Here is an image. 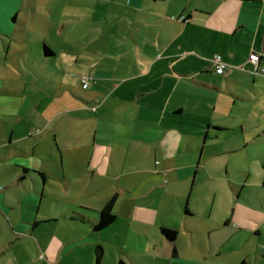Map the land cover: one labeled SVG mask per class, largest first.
<instances>
[{
    "label": "crops",
    "instance_id": "1",
    "mask_svg": "<svg viewBox=\"0 0 264 264\" xmlns=\"http://www.w3.org/2000/svg\"><path fill=\"white\" fill-rule=\"evenodd\" d=\"M110 2H90L91 19L105 15L101 9H109ZM27 5L24 0H0L3 60L8 64L7 55L19 53L16 64L8 66L15 69L24 62L37 75L29 80V89L23 81L22 92L3 90L0 82V114L27 123L28 130L17 139L12 130L9 141L0 142V221L12 233L0 242V264H106L107 256L110 264H206L182 255L186 235L224 246L235 237L237 242L242 231V238H252L264 257V210L250 217L235 208L257 190L264 202V161L246 150L257 141L264 146V0H126L129 9L120 37L128 45L121 48V59L109 56L108 38L100 54L85 50L89 58L81 57L79 49H64L72 55L66 61L57 60L53 39L64 35V20L40 11L42 17L24 13ZM37 28L42 34L35 33ZM252 53L260 55L256 63L248 59ZM212 56L227 64L222 74L214 71ZM79 62L88 66L82 77L65 67ZM52 63L59 79L44 68ZM260 69V74L252 73ZM82 78L88 81L86 87ZM212 91L224 98L218 101L209 95ZM65 92L74 105L59 112L73 117L74 127L62 123L49 130L57 115H44L41 102L51 97L48 94ZM33 94L37 102L21 110V103ZM250 102L253 108L246 110ZM85 111L95 125L79 128L76 119L80 113L87 118ZM37 130V135L52 133L58 140L31 142L26 135ZM18 141H25L23 147L14 146ZM213 157H225L236 171L232 177L220 176L227 180L226 187L204 182L219 179L206 165ZM53 165L55 171L49 169ZM29 174L63 186L62 194L53 196L56 206L41 209L45 191L38 200L22 186ZM85 174L89 178L82 190L71 191L67 180ZM95 176L107 183L97 184ZM207 187L213 199L219 190L233 195V211L214 210L212 203L202 208ZM87 195L97 199L98 206L80 201ZM113 196L114 220L95 230L100 210ZM165 216L180 220L167 224ZM162 227L175 230V240L165 237ZM106 233L111 236L103 238ZM21 242L32 246L36 256L17 253Z\"/></svg>",
    "mask_w": 264,
    "mask_h": 264
},
{
    "label": "rangeland",
    "instance_id": "2",
    "mask_svg": "<svg viewBox=\"0 0 264 264\" xmlns=\"http://www.w3.org/2000/svg\"><path fill=\"white\" fill-rule=\"evenodd\" d=\"M27 2L29 5L25 7L23 12L32 14L36 13L38 16H41V14H45L46 17L53 15V17L58 16L62 20H64V35L62 36H54L53 39L55 41V50L58 53L57 60H64L69 59L71 54H67L64 49L73 48V50H78L80 51V56L83 58H89L87 56V53H85V50H93L96 53L100 54V49H103L104 46L107 45L108 38H111V43L109 45V51L110 54L109 56L114 57L116 59H121L120 53H122L121 48L123 46L128 45V41L126 39H122L120 36L125 32L122 29V24L124 20V15H126V11H128L129 6L126 5V0H112L110 2L111 4L109 5V9H101V11L105 10V12L101 11L100 13L103 16H95L94 19L92 20L91 17L93 15L92 12V6L90 5V2H93L95 0H24ZM89 3V4H87ZM30 4L34 5V10L30 6ZM100 9V8H98ZM40 11V13H39ZM99 11V10H98ZM42 17V16H41ZM100 19H106L107 22L106 24L101 23L99 20ZM13 24V21H10ZM40 22L37 21L35 24H39ZM53 25V24H52ZM35 33L37 35L42 34L40 33V30L37 28L35 30ZM43 36V35H42ZM41 37V36H40ZM37 38H33V41L36 40ZM91 39L93 40L91 42ZM60 42V43H59ZM6 51L5 47L2 44V41H0V75L1 79L0 82L3 85V90L9 89V91L13 92L14 89L16 91L22 92L23 89V81L25 80L27 82L26 88L29 89L33 84L29 82V80H32L33 77H37L36 72L34 69H29L27 64L24 62L21 63V67H17L13 69L8 66V64H16L15 60H17L19 56V53H14L13 51L10 52L7 55V59H9V63L7 64L6 61L3 59L5 58ZM214 56H216L214 54ZM212 56V57H214ZM211 57V58H212ZM211 60V59H210ZM11 62V63H10ZM22 62V61H21ZM46 67V71L51 74L55 75L56 79L60 78L61 74L59 70L52 64H49L48 67L47 65L44 66ZM64 67V65H63ZM66 68H69L70 71H73L75 73L80 74V77L86 75V71L88 70V66L86 63L79 62L78 64H68L65 66ZM44 70V71H45ZM262 69H260L258 72L252 71L253 74H260ZM59 74V75H58ZM34 75V76H33ZM32 82V81H31ZM75 91L81 92L80 89L75 87ZM52 93V92H51ZM57 93V92H56ZM41 93L38 94V97L40 96ZM211 96H215L218 99V101H221L224 96L222 94H216L214 91L209 93ZM47 96L49 97L48 100L41 102V107L44 115L47 117H52L54 118L56 115V120L55 118L53 119V122L50 124L49 130L53 129L54 127H60L62 123L64 125H68L71 127V129L74 127V118L73 117H65V114L61 115L59 111L63 109H68L67 107L73 106L74 104L71 102L73 101L71 98L68 97V95L63 93L61 96H55L48 94ZM46 96V97H47ZM210 99V98H209ZM37 99L36 96L33 94L32 97L28 96L27 100L23 101L21 103L22 107L21 110H24L26 107L29 108L31 107L32 103H36ZM259 102V101H258ZM1 104V103H0ZM44 104H48L46 107H44ZM209 104V102H208ZM257 104V102H255ZM189 106H193L192 104H187ZM211 105V104H209ZM246 110L253 108V103H246ZM259 103L256 105V110L258 111L260 109V106H258ZM211 107V106H210ZM26 108V109H27ZM46 108V109H44ZM187 109V111H189ZM194 112L191 111V113ZM86 117L90 116V113L86 112ZM84 114V113H83ZM83 114H79L78 119H76L77 123L79 124V128L82 127V124L84 123L85 125L91 126L93 121L91 118H84ZM75 114H73L74 116ZM85 115V114H84ZM51 119V118H50ZM70 119V120H69ZM32 121L35 122L33 117H27V121ZM95 124H92L94 126ZM25 126H27V123L23 124L21 122L16 121V119L12 116H7L6 114H0V142H8V136L11 133L12 130H15V134L13 135L16 139L19 137V135L23 134L24 132H28V130L25 131ZM97 127L101 128L102 125L99 123ZM24 130V132L22 131ZM38 132L35 131L31 135H26L27 137L30 136L28 139L38 140L41 144L45 143H53L54 141L58 140V138H55V135L52 133H43L42 135H37L36 133ZM230 135V134H227ZM25 136V137H26ZM26 137V138H27ZM56 139V140H55ZM28 141V140H27ZM30 141V140H29ZM25 142V141H24ZM24 142H16L14 146H21L23 147ZM200 143L198 147H200L202 143V139L199 138L197 143ZM215 149V148H213ZM205 150H208V147H205ZM250 152V155H256L257 157H260L262 161H264V146L263 142L257 141L254 144L248 145V148L246 149ZM199 151V149H198ZM197 157V155H196ZM206 165L210 168V173L211 175H216L219 177V179H214V180H205L204 182L207 184H212L211 182L218 184H222L224 187L227 186L226 182L227 180L221 179V177H232L233 175L235 176L236 171L231 169L230 167L227 166L225 157H213L212 160L206 163ZM228 168V171H227ZM230 168V169H229ZM49 169L51 171H55V165L49 166ZM221 176V177H220ZM22 177V176H21ZM51 177V176H50ZM89 177L87 174L83 175L82 178H76L75 176L72 175L70 179L67 180V183L69 184V189L73 192H79L82 190V185L85 180H87ZM96 183H102L105 184L107 183V180L104 179H99L98 176H95ZM22 186H27L29 187V190L33 192V194H36L38 197V200L41 199V193L44 190L45 192L43 193L42 196V202H41V209H44L45 207L49 206L51 203L56 206V199L53 197L55 195H61L62 193V188L63 186L58 184L55 180L51 179L50 182L47 184L44 183L42 178L40 176H36L33 174H29L26 178H23L22 180ZM198 184L195 185V190L197 189ZM1 188V187H0ZM209 188L207 187V190ZM208 196H207V202L206 205L201 203V207L205 208L208 207L211 203L213 204L214 210L216 209H224L225 212L231 213L234 209V203H233V195L225 196L221 191L219 190V194H217L216 198L213 199L212 193L208 190ZM46 194L48 196L46 197ZM194 194V193H193ZM40 196V197H39ZM53 197V198H52ZM80 201L86 202L87 205H95L98 206V203L96 202L97 199L91 198L90 196H82L79 198ZM187 199V198H186ZM184 201V206H185ZM170 202L165 199L164 204L170 205ZM198 205L200 204L199 202L197 203ZM264 202L262 200V195L260 191L257 193L256 191L249 194L247 198H245L244 203L238 204L235 208L236 210H245L244 212L245 216H250L252 214H256L258 212L261 213L264 210L263 206ZM191 205H194L193 200L191 201ZM3 207L7 210L9 209L8 206ZM43 212V210H42ZM261 215V214H259ZM215 216V214H213ZM212 216V217H213ZM170 217V216H169ZM180 220V219H179ZM177 218L172 219L171 217L166 220L165 216V221L166 223L170 222H178L179 221ZM214 220V218H212ZM192 223H196L200 221V219H193L190 220ZM246 232L242 231L240 234V238L237 240V237L233 238V240H230L229 243H225L224 246H220L218 243L213 246L209 245L208 238L206 240V244H203V240L194 238L190 240V236L186 235L182 241V255L186 258L190 259H197V260H202L206 264H239V261L241 259H244L247 264H264V257H261L258 253L257 250V245L254 244L252 238L250 239H245L242 238L243 234ZM12 236V233L9 231L8 226L3 222L0 221V242L6 240V238ZM111 234L106 233L103 238L109 237ZM202 237V235H199ZM213 237V236H212ZM214 238V237H213ZM13 241H15V236L12 238ZM216 242V240H214ZM25 242H21L18 244V246L15 247L16 252L18 253H24L22 255H26L25 257H34L36 256L35 254V249L32 246H28V244H24ZM211 246L213 247L211 249ZM27 247V248H26ZM30 254L29 255H27ZM10 254H12L10 252ZM41 263V261H39ZM111 263V257L107 256L106 257V264Z\"/></svg>",
    "mask_w": 264,
    "mask_h": 264
},
{
    "label": "trees",
    "instance_id": "3",
    "mask_svg": "<svg viewBox=\"0 0 264 264\" xmlns=\"http://www.w3.org/2000/svg\"><path fill=\"white\" fill-rule=\"evenodd\" d=\"M115 200V196H113L106 204L105 206L100 210L99 212V219L97 223L94 224L93 228L95 230H100L108 226L113 220H114V213L112 211L113 203ZM161 233L167 237L169 240H175L177 236V232L173 229L162 227L160 228ZM177 251L174 248L172 251V255L176 256ZM118 264H124L123 262L119 261ZM170 264H178L176 262H171ZM240 264H246L245 261H241Z\"/></svg>",
    "mask_w": 264,
    "mask_h": 264
},
{
    "label": "built area",
    "instance_id": "4",
    "mask_svg": "<svg viewBox=\"0 0 264 264\" xmlns=\"http://www.w3.org/2000/svg\"><path fill=\"white\" fill-rule=\"evenodd\" d=\"M260 58V55L258 53H252L249 54L248 59L252 62H257ZM213 64H214V71L216 73L222 74L227 69V64L220 58V57H214L213 58ZM83 87H86L88 84V81L86 78H82Z\"/></svg>",
    "mask_w": 264,
    "mask_h": 264
}]
</instances>
